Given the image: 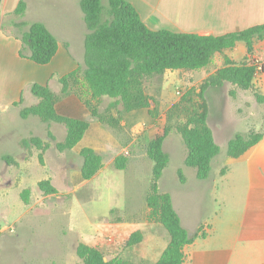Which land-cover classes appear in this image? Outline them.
Segmentation results:
<instances>
[{
  "label": "rangeland",
  "instance_id": "374dc122",
  "mask_svg": "<svg viewBox=\"0 0 264 264\" xmlns=\"http://www.w3.org/2000/svg\"><path fill=\"white\" fill-rule=\"evenodd\" d=\"M4 2L0 0V5ZM49 2L52 0L40 3ZM103 5L108 12L109 4ZM16 19L14 15H0V29L19 34L11 26ZM256 59L246 56L235 63L253 64ZM223 66L224 56H217L212 65L201 71H167L145 79L144 88L151 103L148 109L128 113L122 106L112 108V100H104L100 113L122 119L119 125L107 127L122 144V154L129 152V162L125 170H117L109 162L108 153L101 152L105 166L90 181L82 178L80 154H61L56 149V144L66 137L63 125L44 123L33 116L30 121L21 117V110L32 104L29 91H25L19 107L0 108V227H7L6 235L12 237V254L9 253L12 262L83 264L77 248L80 243H86L102 251L106 260L119 258L125 264H155L169 243V235L161 225L148 222L147 197L154 163L147 156V148L151 140L166 130L169 136L164 150L170 162L160 180V190L177 196L186 213L197 215L208 202L211 210H218L220 206L210 194L209 197L203 192L195 193L194 197L189 195L200 182L195 169L185 165L188 151L178 127L186 122L187 114L183 106L177 105L189 91H199L205 80ZM234 89L227 84L212 98L215 108L211 128L220 154L212 163L211 178L219 179L221 170L228 165V140L236 135L248 137L251 133L264 132V105L255 101L257 90L254 88L248 91V97H242L246 92L235 89L236 96L232 97L230 91ZM32 138L41 139L49 148L44 152L43 146L24 143ZM180 170L186 179L185 186L180 181ZM48 179L58 194L46 195L40 190L39 182ZM25 190H30L28 204L22 199ZM136 231L144 234V241L127 248V241Z\"/></svg>",
  "mask_w": 264,
  "mask_h": 264
},
{
  "label": "trees",
  "instance_id": "16d2710c",
  "mask_svg": "<svg viewBox=\"0 0 264 264\" xmlns=\"http://www.w3.org/2000/svg\"><path fill=\"white\" fill-rule=\"evenodd\" d=\"M106 12L102 0H80L85 15L88 33L85 38L84 65L60 78L62 94L74 92L87 105L91 118L108 126L115 127L122 122L113 116L100 113L99 105L104 97L110 98L112 108L123 107L124 112H133L151 107L150 98L145 92L144 80L163 75L167 71H201L213 64L218 54L232 50L240 42L244 43L248 55L255 52V44L264 40V24L222 36L181 34L170 31H153L141 19L135 7L126 0H108ZM27 4L21 0L14 14L24 17ZM107 13V15H106ZM22 31L20 56L38 65H48L56 56L58 39L45 24L13 22ZM30 54L26 55L25 51ZM249 57V56H248ZM256 67L249 63H235L225 57L224 66L211 74L200 86L199 91H189L177 105L184 107L186 122L178 127L187 148L185 165L196 171L199 180L210 177L212 163L220 154L214 133L209 125V103L206 93L210 88H221L227 84L242 91L255 88ZM235 89L230 91L236 96ZM32 93L39 103L23 108L21 117H38L44 123H56L66 129V137L56 144L60 153H70L83 140L90 127V121L61 116L56 111L57 97L48 85L35 83ZM255 101L264 105V95L254 92ZM53 136V135H52ZM169 130L150 141L147 156L154 163L152 180L147 197L148 222L161 225L169 235V243L155 264H186L185 248L191 245L197 235L190 236L182 225L176 211L172 195L160 190V180L169 165L170 156L164 150ZM53 138V137H52ZM264 140L263 133H251L248 137L236 135L227 144V156L238 160ZM48 149L41 139L25 141ZM43 154V153H42ZM129 152L119 155L114 162L117 170H125L129 162ZM83 160L81 175L84 181L94 179L104 168L103 157L92 148L80 152ZM43 161V156H40ZM227 167L221 170L225 175ZM181 183L185 182L183 171H179ZM40 190L46 195L58 194V189L50 179L39 182ZM23 201L30 202V190L22 193ZM145 239L141 231L134 232L126 243L134 248ZM77 256L83 264H125L122 259L106 260L96 247L80 243Z\"/></svg>",
  "mask_w": 264,
  "mask_h": 264
},
{
  "label": "crops",
  "instance_id": "0c3cea01",
  "mask_svg": "<svg viewBox=\"0 0 264 264\" xmlns=\"http://www.w3.org/2000/svg\"><path fill=\"white\" fill-rule=\"evenodd\" d=\"M20 1L5 0L0 5V15L16 16L14 11ZM23 1L27 4L26 13L24 17L16 16L11 26L13 22L43 23L58 39L59 48L50 64L38 65L20 56L22 43L19 37L22 31L28 30L27 27L17 29V35L0 29V108L19 107L23 104L26 90L32 103L28 107L34 106L39 99L33 95L32 85H48L57 97L56 111L59 115L90 121L83 140L72 152L80 154L84 148H92L98 154L107 152L109 162L114 165L115 159L124 151L117 136L107 125L91 118L87 105L78 94H62L59 81L84 65L88 30L80 0H62L64 3L58 5L53 3L55 0L45 5L40 3L42 0L38 3L35 0ZM102 1L103 4L108 3V0ZM126 1L135 7L142 21L153 31L222 36L264 24V0ZM25 54L29 55L30 51L26 50ZM217 56L228 57L234 62L246 56L264 60V40L255 44L253 55H248L246 45L240 42L234 49ZM219 89L210 88L206 93L210 127L215 108L212 98ZM255 90L264 95V74L256 77ZM245 92L242 97H248V91ZM104 100L111 99L104 97L99 109ZM31 118L25 120L30 121ZM215 140L217 142L216 137ZM100 155L104 163L105 156ZM226 167L227 172L220 174L219 179L197 178L200 183L189 194L193 197L198 192H203L205 197L210 194L213 202L220 206L218 210H211L208 202L199 214L186 213L178 197L169 192L182 225L190 236L197 235L196 240L185 248L186 264H264V140L240 159H229ZM181 184L185 186L186 179ZM6 232L7 227H0V264H14L9 255L12 237H8Z\"/></svg>",
  "mask_w": 264,
  "mask_h": 264
},
{
  "label": "built area",
  "instance_id": "2783aa9c",
  "mask_svg": "<svg viewBox=\"0 0 264 264\" xmlns=\"http://www.w3.org/2000/svg\"><path fill=\"white\" fill-rule=\"evenodd\" d=\"M253 65L257 69V75L256 76H259L260 74L264 73V62L258 61L256 59V61H254Z\"/></svg>",
  "mask_w": 264,
  "mask_h": 264
}]
</instances>
